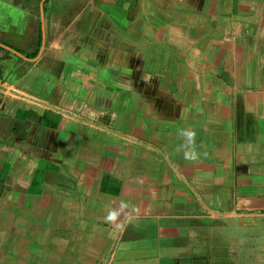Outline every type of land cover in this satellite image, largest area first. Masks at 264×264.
I'll use <instances>...</instances> for the list:
<instances>
[{
    "label": "crops",
    "instance_id": "1",
    "mask_svg": "<svg viewBox=\"0 0 264 264\" xmlns=\"http://www.w3.org/2000/svg\"><path fill=\"white\" fill-rule=\"evenodd\" d=\"M3 3L0 264H264V0Z\"/></svg>",
    "mask_w": 264,
    "mask_h": 264
},
{
    "label": "clouds",
    "instance_id": "2",
    "mask_svg": "<svg viewBox=\"0 0 264 264\" xmlns=\"http://www.w3.org/2000/svg\"><path fill=\"white\" fill-rule=\"evenodd\" d=\"M0 16L10 19L13 25H19L22 23L24 13L10 3H3L0 5ZM178 135L183 140L181 147L183 149V156L186 160H196L201 155H206V153H200L197 150V133L195 130L190 128H180L178 130Z\"/></svg>",
    "mask_w": 264,
    "mask_h": 264
}]
</instances>
